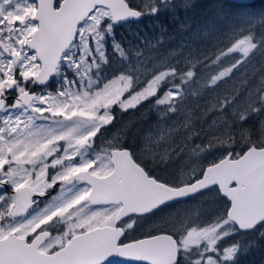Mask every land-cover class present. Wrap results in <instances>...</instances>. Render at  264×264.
<instances>
[{
  "label": "rangeland",
  "instance_id": "374dc122",
  "mask_svg": "<svg viewBox=\"0 0 264 264\" xmlns=\"http://www.w3.org/2000/svg\"><path fill=\"white\" fill-rule=\"evenodd\" d=\"M156 1L139 0L147 7ZM16 10L17 6L14 12L20 20L33 12L31 5L25 2H20ZM150 12L156 13V8H151ZM206 15L207 18L196 19L197 13H194L192 18H184L182 22L191 32L192 47L189 51L193 55L189 69L181 79L172 82L178 72L166 69L147 81L142 68L148 63L149 54L137 52L129 58L125 50L129 40L125 39L124 45L118 43L114 39L115 27L111 24L108 9L96 8L79 26L76 40L61 57L50 95L40 99L46 103L48 119L40 117L33 124L23 123L20 128L15 127L17 133L30 135L18 138L14 133L1 139L0 158L2 154L16 149L36 147H46L52 153H69L78 142L91 139L102 130L100 140L95 141V173L103 174L111 170L110 151L119 146V136L123 135L116 131L118 123H112L113 106L120 111L133 109L149 98L153 100V106L175 101L185 95L180 85L190 83L196 73L205 76L196 78L194 97L199 98L203 94L210 97L209 93L218 90L231 73L251 62H259L264 72V6L233 8L226 3L222 14L211 9ZM172 17L165 22L167 25L173 21ZM148 23L145 28L150 27L151 31L161 29L157 39L163 42L162 29L166 25L158 27L150 21ZM24 24V29L13 32L20 34L22 39L33 29L31 24ZM171 25H178V22L173 21ZM139 28H144V25L126 24L121 30L131 34L133 31L138 33ZM146 35L150 37L149 32ZM108 53L114 57L111 58L112 65L108 62ZM109 73L111 75L108 76ZM161 85L164 89L158 93ZM165 117L157 123L145 121L144 130L137 134L135 144L136 155L158 172L163 180L179 181L190 177L197 163L222 151V145H228V135L224 134L220 137L223 138L221 144L209 148V152L191 155L186 148L187 136L181 118L173 115ZM130 118L136 120L138 117ZM0 127L8 125L0 124ZM206 153L210 154L207 156ZM69 194L78 196L79 191ZM64 196L63 192L58 193L41 213L37 211L33 214L34 222L50 213L60 214L65 208ZM201 201L208 203L211 200L202 198L162 211L163 228L173 230L181 238L183 251L180 264H193L195 259L203 261L202 264H231L241 252H248L247 248L241 250L235 240L238 237L239 240H251L258 232L252 234L254 230L243 234L237 231L227 217H223L225 213L221 205H215L212 210L215 216L209 218L212 215L208 217L200 210ZM111 212V208H96L95 224L108 221Z\"/></svg>",
  "mask_w": 264,
  "mask_h": 264
},
{
  "label": "flooded vegetation",
  "instance_id": "af4514ba",
  "mask_svg": "<svg viewBox=\"0 0 264 264\" xmlns=\"http://www.w3.org/2000/svg\"><path fill=\"white\" fill-rule=\"evenodd\" d=\"M61 1L52 0L53 7L58 8ZM124 1L140 16L136 22L127 24L149 26L150 21L158 27L167 25L165 22L171 16H173L174 23H177L183 21L184 18H192L194 13H197L196 19L207 18L206 13L211 9L222 14L226 3L250 9L264 6V0L240 3L228 0H158L156 3H151L149 8L142 5L139 0ZM20 2L31 5L33 10L27 13L26 18L22 20L14 12L16 6L18 10ZM36 7V0H0V101H5V106L0 110V124L8 125V127H0V140L17 133L15 127L20 128L23 123L33 124L36 118L40 117L48 119L46 116L48 113L45 112L46 103L40 99L50 95L56 75L45 85L36 83L35 76L39 70V63L36 60L35 51L29 45L37 23ZM153 7L156 8V13L150 12ZM22 21L33 27L32 32L29 31L23 39L19 37L20 34H13L14 31H18L15 29L25 28ZM22 95L29 101L16 105L17 99ZM32 95L35 96L30 100ZM26 135L30 133H17L18 138ZM130 152L136 161L131 150ZM142 168L149 177L156 179L153 175L155 171L150 166ZM79 173H82L81 177L77 176L71 181L66 180ZM107 173L109 171L103 174L95 173V136L78 142L69 153H52L46 147H36L16 149L14 152L2 154L0 158V240L7 239L9 245L17 247L19 243L16 238L22 237L25 238L27 245L48 254L66 247L73 236L88 232L97 226L111 225L113 229L110 234H107L106 240H110L114 247H121L164 232L171 234L177 240L179 262L180 253L183 251L182 242L173 230L163 228L161 215L165 207L150 214L128 215L119 218L120 204L95 205L89 201L88 193L91 185L88 178L95 174L105 175ZM24 187L25 189L18 193L13 192V190ZM75 190L79 191L78 196L69 194ZM39 192H45L48 195L25 215L21 217L12 215L17 202L30 201L32 203L38 199ZM60 192L65 194V208L61 213H50L34 222L33 214L37 211L41 213L45 205ZM32 196L34 198H31ZM174 204L169 205L177 206ZM98 207L112 209L109 220L101 224H95V210ZM95 240H97L95 235H92L87 243V245L94 246V251L97 247ZM74 251L73 248L70 249V252ZM121 261L118 259L112 264H132L130 261Z\"/></svg>",
  "mask_w": 264,
  "mask_h": 264
},
{
  "label": "water",
  "instance_id": "95a60500",
  "mask_svg": "<svg viewBox=\"0 0 264 264\" xmlns=\"http://www.w3.org/2000/svg\"><path fill=\"white\" fill-rule=\"evenodd\" d=\"M237 1L249 2L250 0ZM37 2L38 27L29 45L36 52L40 63V70L35 76L36 83L39 85H45L54 77L63 52L76 37L79 23L96 6H107L115 24L140 18L138 14L135 15V11L127 7L123 0H63L58 8L53 7L52 0H37ZM32 98L33 95L30 100ZM28 101L22 95L17 99L16 104L20 105ZM4 104L5 101L1 100L0 109ZM111 161L113 168L108 175H95L88 178L91 185L88 199L93 204L120 203L119 218L131 214H147L168 203L182 201L216 186L230 203L227 218L236 224L239 230H252L264 222V147L250 146L237 158L226 155L219 161L206 166L200 178L178 187H171L148 177L131 158L128 149H113ZM77 176L81 177L82 173L75 174L66 180L71 181ZM23 189L25 187L13 192L18 193ZM47 195L48 193L39 192L38 199L32 203L17 202L12 215L14 217L25 215ZM112 228L108 225L99 226L84 234L76 235L71 238L66 247L51 254L41 253L27 245L25 238H16L19 243V249L15 250L16 258L13 260L10 251V257L6 258L5 264H111L116 260L117 254L124 259L126 255L124 248L129 247L131 248L128 251V258L130 255L132 262L176 263V241L166 234L137 240L121 247H114L111 242L110 245L107 244L109 246H103L100 243L95 251V257L84 256L88 250L83 249L75 250L77 256L68 254L70 249H75L92 235L110 234ZM6 243H8L7 239L0 240V247ZM145 248L148 249L147 252ZM99 256L101 257L98 258Z\"/></svg>",
  "mask_w": 264,
  "mask_h": 264
},
{
  "label": "trees",
  "instance_id": "16d2710c",
  "mask_svg": "<svg viewBox=\"0 0 264 264\" xmlns=\"http://www.w3.org/2000/svg\"><path fill=\"white\" fill-rule=\"evenodd\" d=\"M228 4L233 8L240 7L233 3ZM182 22L178 21V25H171L173 23L171 21V24L162 29L163 42H158L157 39V34L161 29L155 28V31H151L150 27L145 28V26L139 28L138 33L133 31L131 34H127L128 31L123 32L121 26L115 27L113 29L114 39L121 45H124L125 39L129 40L125 45L129 58H132L133 54L137 52L149 54L147 55L148 63L144 64L142 68L147 81L163 70L175 69V72L178 73L174 76L173 82L181 79L183 73L189 69V61L193 55V52L189 51V48L192 47L191 32L189 27L183 26ZM147 32L150 33L149 38L146 35ZM108 48L110 47L107 44ZM111 58L114 57L108 53L110 65H112ZM111 74L109 73L108 76ZM199 76L200 74L196 73L190 83L180 85L185 95L175 101L153 106V100L149 98L137 104L133 109L119 111L116 106L111 108L114 114L112 123H118L116 131L123 134L119 136L118 147L129 148L133 151L136 161L145 168H147V163L136 155L135 149V144L138 141L137 134L144 130L145 121L150 120L157 123L161 119H165L167 115L181 118L187 136L186 148L191 155L202 151L209 152V148L221 144L223 140V138L220 139L221 136L228 135V145H222V151L197 163L196 169L193 170L190 177L179 179V181L173 180L171 183L175 185L189 183L197 179L201 176L206 165L214 163L222 155L238 156L249 146H264V72L261 69V64L251 62L244 68L231 73L226 78V82L219 85L218 90H212L209 93L210 97L208 94H203L199 98L194 97L196 78ZM200 77L205 78V76ZM164 84L166 85V82ZM162 89H164L163 85L157 92L159 93ZM130 117L138 118L133 120ZM101 134L102 130H99L95 141L100 140ZM209 154L206 153L207 156ZM158 174L157 172L153 175L157 177ZM200 198L211 200L208 203L201 201L202 209H200L202 214H207L208 217L212 215L209 217L211 219L215 216L212 211L215 205H221L224 213L229 205L217 188L210 189L207 193H202L192 199ZM223 217H226L225 214ZM252 234L256 235L251 240H239V237L235 240L240 244L241 250L247 248L248 252H241L231 264H264V223L256 227ZM202 263L204 262L195 259L193 264Z\"/></svg>",
  "mask_w": 264,
  "mask_h": 264
},
{
  "label": "snow or ice",
  "instance_id": "6c2138e0",
  "mask_svg": "<svg viewBox=\"0 0 264 264\" xmlns=\"http://www.w3.org/2000/svg\"><path fill=\"white\" fill-rule=\"evenodd\" d=\"M51 219V218H50ZM47 221H45V223H46ZM123 241H121V243H122Z\"/></svg>",
  "mask_w": 264,
  "mask_h": 264
},
{
  "label": "bare ground",
  "instance_id": "6f19581e",
  "mask_svg": "<svg viewBox=\"0 0 264 264\" xmlns=\"http://www.w3.org/2000/svg\"><path fill=\"white\" fill-rule=\"evenodd\" d=\"M173 33V32H172ZM170 37V36H169ZM166 38H167V36H166ZM172 39V38H171ZM191 202V201H190Z\"/></svg>",
  "mask_w": 264,
  "mask_h": 264
}]
</instances>
